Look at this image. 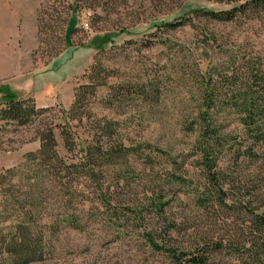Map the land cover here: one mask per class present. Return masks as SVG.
<instances>
[{"label": "rangeland", "instance_id": "374dc122", "mask_svg": "<svg viewBox=\"0 0 264 264\" xmlns=\"http://www.w3.org/2000/svg\"><path fill=\"white\" fill-rule=\"evenodd\" d=\"M231 7L214 0H0V102L31 98L38 107L52 108L25 127L0 121V171L18 167L26 154L39 149L36 133L42 124H63L75 91L88 83L86 75L96 67L105 83L85 97L79 112L82 123H71L75 130L85 133L94 120H106L117 124L121 136L154 146L172 134L181 137L170 147L171 154L149 153L153 164L130 158L132 173L127 180L119 179L118 192L154 228L155 242L191 251L204 241L232 234L244 233L248 240L246 219L238 211L227 212L214 204L198 207L205 181L189 129L203 79H216L247 58L259 56L264 63L260 22L238 18L223 23L190 13ZM182 16L191 23L174 31L160 27ZM103 35L110 36L104 52L88 47L93 37ZM219 120L222 132L239 136L237 142L245 140L234 115H220ZM54 132L57 151L65 156L60 129ZM238 169L244 176L254 172L245 160ZM174 175L188 178L187 184L168 186ZM20 183L23 192L26 183ZM258 183L252 181L249 190L257 189ZM150 188L168 196L162 218H154L147 207ZM109 240L102 239L89 250L85 238L59 226L52 243L62 247L63 254L33 264H170L141 240ZM218 259L220 264L231 263L227 256Z\"/></svg>", "mask_w": 264, "mask_h": 264}, {"label": "trees", "instance_id": "16d2710c", "mask_svg": "<svg viewBox=\"0 0 264 264\" xmlns=\"http://www.w3.org/2000/svg\"><path fill=\"white\" fill-rule=\"evenodd\" d=\"M214 1L232 7L218 12L190 13L223 23L247 18L264 27V0ZM68 9L72 12L74 7ZM190 23L187 16H182L160 27L174 31ZM109 42L108 35L95 36L88 47L104 52ZM99 70L91 67L86 75L88 83L75 91L63 124L41 125L36 133L39 149L26 154L18 167L0 171V264H33L59 258L64 249L52 243L59 226L85 238L89 250L106 238L116 243L141 240L150 251L165 256L170 264H220L217 258L222 256H227L232 264H264V63L261 58H247L217 74L216 79H203L198 88V109L189 126L193 153L205 181L198 207L207 209L214 204L227 212L238 211L246 219L245 233L249 239L244 233L232 234L204 241L191 251L157 244L154 228L144 223L140 212L117 190L120 177L127 180L132 173L127 164L130 158L153 164L149 153L169 155L173 142L181 137L172 134L164 143L154 146L121 136L112 121L94 120L85 133L71 125L74 121L82 123L84 117L79 112L85 97L93 96L98 87L104 86ZM51 110L36 106L31 98L10 97L0 102V121L25 127ZM224 114L236 117L245 137L243 142H237L239 136L235 134L222 132L219 119ZM57 127L65 156L57 151L54 132ZM224 156L228 159H223ZM168 158L176 164L175 159ZM242 160L250 162L254 172L244 176L238 169ZM13 179L15 183L11 184ZM22 181L26 183L23 192ZM187 181L188 178L174 175L166 183L186 185ZM252 181L259 182L255 190H249ZM147 194V207L153 217L162 218L168 196L156 188H150Z\"/></svg>", "mask_w": 264, "mask_h": 264}, {"label": "crops", "instance_id": "0c3cea01", "mask_svg": "<svg viewBox=\"0 0 264 264\" xmlns=\"http://www.w3.org/2000/svg\"><path fill=\"white\" fill-rule=\"evenodd\" d=\"M61 74L58 75V77L60 76ZM72 103V102H71Z\"/></svg>", "mask_w": 264, "mask_h": 264}]
</instances>
